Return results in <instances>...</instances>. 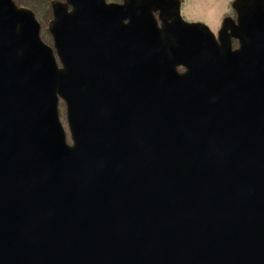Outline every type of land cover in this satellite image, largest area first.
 <instances>
[{
  "label": "water",
  "instance_id": "95a60500",
  "mask_svg": "<svg viewBox=\"0 0 264 264\" xmlns=\"http://www.w3.org/2000/svg\"><path fill=\"white\" fill-rule=\"evenodd\" d=\"M52 6L50 45L0 0V264H264V0L218 36L180 0Z\"/></svg>",
  "mask_w": 264,
  "mask_h": 264
},
{
  "label": "rangeland",
  "instance_id": "374dc122",
  "mask_svg": "<svg viewBox=\"0 0 264 264\" xmlns=\"http://www.w3.org/2000/svg\"><path fill=\"white\" fill-rule=\"evenodd\" d=\"M107 1L118 3L113 0H107ZM182 1L183 3H182L181 11L183 18L188 22H192V23L195 22H200L204 24L206 23L215 34H217L218 28H220V26L223 24L224 22L223 19L227 17V15L234 13V10L231 7V3L234 0H182ZM48 24L49 21L47 22V25ZM42 32L46 33V31H44V28ZM48 32H49V36L46 38L47 39L46 41L50 45H53L54 39L52 38L50 31ZM237 46L238 43L236 42L235 47ZM60 102L62 104V105L60 104L61 119L63 125H65V128L67 130L68 142L71 143L72 139L67 125L66 105L63 101Z\"/></svg>",
  "mask_w": 264,
  "mask_h": 264
},
{
  "label": "trees",
  "instance_id": "16d2710c",
  "mask_svg": "<svg viewBox=\"0 0 264 264\" xmlns=\"http://www.w3.org/2000/svg\"><path fill=\"white\" fill-rule=\"evenodd\" d=\"M14 1L18 7L24 6L34 11L36 18H38L41 24L42 31H43V28H44V31H46V33L41 31V37L42 39L46 41L47 40L46 38L49 36V32H48L49 29H48L47 22L48 21L50 22V20L53 19V6H52L53 0H14ZM59 1L64 2V0H59ZM113 1L121 2L123 0H113ZM59 104H61V102ZM60 109L61 108L59 107V113H60Z\"/></svg>",
  "mask_w": 264,
  "mask_h": 264
},
{
  "label": "flooded vegetation",
  "instance_id": "af4514ba",
  "mask_svg": "<svg viewBox=\"0 0 264 264\" xmlns=\"http://www.w3.org/2000/svg\"><path fill=\"white\" fill-rule=\"evenodd\" d=\"M182 3H183V1L182 0H180ZM233 3V2H232ZM232 3H231V7H232ZM181 8H182V6H181ZM234 10V9H233ZM227 17H230V18H232L233 20H235V21H237V14H236V12H235V10H234V13L232 14H230V15H227ZM227 17H225L224 19H226ZM223 19V20H224ZM157 20H158V23L160 24V26H162V23H161V20L159 19V17H158V15H157ZM225 21V20H224ZM223 24H224V22H223ZM221 25L220 26V28H218V31H217V34H216V36H218V34H219V31L222 29V27L224 26V25ZM232 42H233V49H237L238 47H239V42L237 41V40H235V39H233L232 40ZM238 43V46L237 47H235V43ZM178 70H179V72H185V68L184 67H179L178 68Z\"/></svg>",
  "mask_w": 264,
  "mask_h": 264
}]
</instances>
